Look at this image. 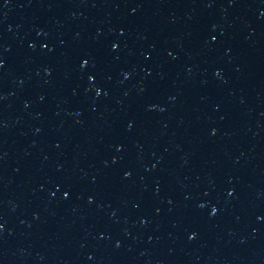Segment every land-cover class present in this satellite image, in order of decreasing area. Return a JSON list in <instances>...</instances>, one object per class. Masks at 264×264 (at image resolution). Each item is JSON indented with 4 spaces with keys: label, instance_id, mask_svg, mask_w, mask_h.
I'll return each instance as SVG.
<instances>
[{
    "label": "water",
    "instance_id": "95a60500",
    "mask_svg": "<svg viewBox=\"0 0 264 264\" xmlns=\"http://www.w3.org/2000/svg\"><path fill=\"white\" fill-rule=\"evenodd\" d=\"M0 264H264V0H0Z\"/></svg>",
    "mask_w": 264,
    "mask_h": 264
}]
</instances>
